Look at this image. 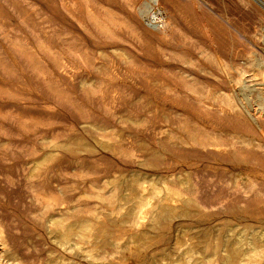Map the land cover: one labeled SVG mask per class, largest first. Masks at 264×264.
I'll return each instance as SVG.
<instances>
[{
	"label": "rangeland",
	"instance_id": "rangeland-1",
	"mask_svg": "<svg viewBox=\"0 0 264 264\" xmlns=\"http://www.w3.org/2000/svg\"><path fill=\"white\" fill-rule=\"evenodd\" d=\"M153 7L0 0V264H98L106 238L64 242L83 218L66 211L98 208L112 239L142 202L134 231L183 246L159 264H227L229 243L264 264V0ZM30 187L61 205L44 215Z\"/></svg>",
	"mask_w": 264,
	"mask_h": 264
},
{
	"label": "bare ground",
	"instance_id": "bare-ground-1",
	"mask_svg": "<svg viewBox=\"0 0 264 264\" xmlns=\"http://www.w3.org/2000/svg\"><path fill=\"white\" fill-rule=\"evenodd\" d=\"M152 1L154 3V7L152 8L154 10L153 11L154 12V18L155 17H156V19L158 17L164 18V16H163L164 14L163 15L161 13L159 14V9L158 10L156 9V6H158L159 0H152ZM156 22H157V20H156ZM162 22L163 21H161V19H159V21L157 23L161 24ZM215 144L217 145L218 143H215ZM34 188H36V187H30V190H31V193H32V197H33L32 200L34 201V203H37L38 204L37 206L40 208V210L42 211V213L44 215L55 211L58 208V206L61 205L62 201H59L58 199L53 198V197H48V196L42 195L39 190L34 189ZM128 189L131 192H133L136 196H138V195L140 197L143 196L142 191H140L139 188L137 186H134L133 184H131ZM116 194H117V192H116ZM174 194L179 195L177 189H175V190L173 189V193L171 195H174ZM97 196L100 197V194L98 192H97ZM170 205H172V204H170ZM174 205H176V204H174ZM201 205L204 208L210 207L209 205H205V203H201ZM145 207H146V203L145 202H142L140 204V206L138 208H136V210H133L131 212V214L128 213L125 216L124 219L121 220L119 218L120 220H118L119 221L118 223L120 225L122 224L123 227H126L128 229V231L122 232L118 236L113 237L112 239L110 238L112 236L109 235V234H107V233H105L104 230L99 225V221L98 220L101 218L100 214L102 212L98 208H91V207L83 206V207H77V208H73V209L72 208L71 209H68V211H66L67 212L66 214H69V215L75 217L76 220H77L78 217H83V218H82L81 221H76V223L74 224V226H72L69 229V232H67L63 236V241L66 242V243L67 242L70 243V242L73 241L75 244L78 245L80 243H83L86 239H87V241H86L87 243H89V239L98 240V241L100 240L99 241V243H100L102 241L101 240L102 238H106V240H104L99 246H97V247H93L92 246V247L89 248V251H88L90 257L93 258V259H95V260H97L98 261V264H121V262L125 258L124 256H120L122 254L121 251H126V249L128 250L130 248L129 245L131 243H134L135 244V246H136L135 247V251L136 252H139V251L143 250L142 254H139L138 255V253H136V260H135L136 261V264L137 263L138 264H157V263L159 264V261L161 263H163V261H161V260H164V259L170 258V257L172 258V253L178 251L180 249V247H181V244L179 242H177V243L175 242V244L173 245V247H171V245H169L168 248H163V249L160 250L161 247H159V249H158L157 248L158 247L157 246V243L161 240V238H158V239L151 238L149 236L150 233H148L146 231L145 232L134 231V227H136L138 225L139 219L141 218V215L144 213L143 211H144ZM121 210H122V207H119V208L113 207L111 209V213H118V214L121 215V212H122ZM170 214H171V212H170L168 206H165V205L164 206H161L159 208V211H158L157 215H156V223L153 224V226H154L153 228H157V226L161 222L160 220L168 217ZM96 222H98L97 223V226H95L96 225ZM93 223L95 224L94 226H93ZM57 227L60 230H62V229H64L66 227V225L63 222H61V223L58 224ZM2 232L0 231V241H1L2 245H3V247H7L8 242L5 240L6 238L3 237L2 234H4V233H2ZM105 236H107L108 238L105 237ZM151 245H155L154 248H148ZM218 246H220V245H218ZM228 248H229V251H228L227 255L225 254L226 256H223V257L225 258L227 264H233L239 258V255H240L239 254V249H237L233 244H230V243L228 244L227 249ZM6 249H8V248H6ZM147 250H148V252H147ZM95 252H97L96 255L94 254ZM130 257H131V255H130ZM215 259H217V258L215 257ZM126 261H127V259H126ZM11 262H12V260H11Z\"/></svg>",
	"mask_w": 264,
	"mask_h": 264
}]
</instances>
